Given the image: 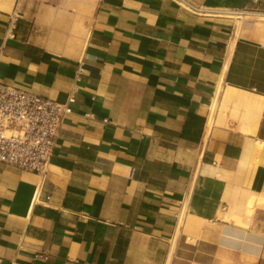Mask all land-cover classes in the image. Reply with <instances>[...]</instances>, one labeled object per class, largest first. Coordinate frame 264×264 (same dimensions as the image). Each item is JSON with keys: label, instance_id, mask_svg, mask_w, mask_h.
<instances>
[{"label": "crops", "instance_id": "1", "mask_svg": "<svg viewBox=\"0 0 264 264\" xmlns=\"http://www.w3.org/2000/svg\"><path fill=\"white\" fill-rule=\"evenodd\" d=\"M74 5L0 0V81L73 100L0 163V264H264L263 2Z\"/></svg>", "mask_w": 264, "mask_h": 264}, {"label": "built area", "instance_id": "2", "mask_svg": "<svg viewBox=\"0 0 264 264\" xmlns=\"http://www.w3.org/2000/svg\"><path fill=\"white\" fill-rule=\"evenodd\" d=\"M260 11H235L240 16H264ZM60 103L0 81V163L32 172L43 180L64 118L73 112L71 102Z\"/></svg>", "mask_w": 264, "mask_h": 264}, {"label": "bare ground", "instance_id": "3", "mask_svg": "<svg viewBox=\"0 0 264 264\" xmlns=\"http://www.w3.org/2000/svg\"><path fill=\"white\" fill-rule=\"evenodd\" d=\"M240 23H241V20H239V22H238V24H237V26H240ZM231 48H232V44H231ZM218 87V86H217ZM223 91V90H222ZM219 94V93H218ZM223 94V93H222ZM218 100V97L216 96L215 98H214V102H216ZM214 117H215V111H214V108H213V110L211 111V113L209 114V117H208V121H207V126H206V133H205V136L207 137L208 136V133H209V131H210V128H211V126L213 125V123H214ZM208 138V137H207ZM180 226H181V223H180V225H179V228H180ZM179 228H178V230H177V236L180 234V230H179Z\"/></svg>", "mask_w": 264, "mask_h": 264}, {"label": "rangeland", "instance_id": "4", "mask_svg": "<svg viewBox=\"0 0 264 264\" xmlns=\"http://www.w3.org/2000/svg\"><path fill=\"white\" fill-rule=\"evenodd\" d=\"M95 1L96 0H67L68 3L75 5L78 4L79 7H83L84 9L88 10V12L91 11Z\"/></svg>", "mask_w": 264, "mask_h": 264}]
</instances>
